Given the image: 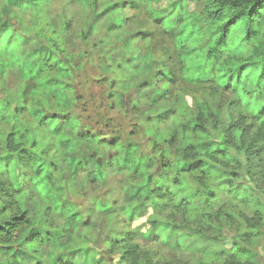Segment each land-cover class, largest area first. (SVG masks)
<instances>
[{
    "label": "clouds",
    "instance_id": "clouds-1",
    "mask_svg": "<svg viewBox=\"0 0 264 264\" xmlns=\"http://www.w3.org/2000/svg\"><path fill=\"white\" fill-rule=\"evenodd\" d=\"M0 264H264V0H0Z\"/></svg>",
    "mask_w": 264,
    "mask_h": 264
}]
</instances>
